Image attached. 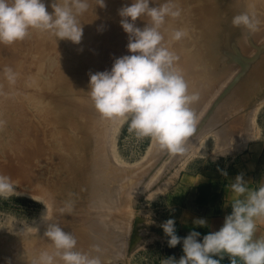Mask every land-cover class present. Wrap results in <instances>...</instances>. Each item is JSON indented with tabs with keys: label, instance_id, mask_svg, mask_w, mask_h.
Segmentation results:
<instances>
[{
	"label": "rangeland",
	"instance_id": "obj_1",
	"mask_svg": "<svg viewBox=\"0 0 264 264\" xmlns=\"http://www.w3.org/2000/svg\"><path fill=\"white\" fill-rule=\"evenodd\" d=\"M44 2L51 12L53 0ZM105 4L104 8H96L95 0H90L89 10L78 17L83 25L79 44L57 41L50 33L39 30H30L23 41L0 44V111L3 107H8V113L16 111L14 120L18 122L7 125L6 136L0 141V174L9 175L19 193L0 197V264H31L50 245L43 236L49 221L59 223L65 232H72L78 250L92 252L96 244L90 236H84L83 231L99 218H110L107 216L110 214L126 217L125 223L122 221L119 226L124 224L121 228H132L127 237L130 244L127 254L117 255L107 246L100 247L105 264H162L168 257L178 261L184 255L183 245L169 247L168 237L160 225L174 219L176 235L181 238L193 231L186 226L191 222L186 213L191 214L197 208L193 202H196L194 199L198 192L194 193V188L202 180L196 178L237 167L264 173V79L254 84L251 78L256 67L262 65L264 71V23L254 33L240 34L234 46H227L228 50L221 49V59L224 53L230 54H226L219 66L213 67L209 64L210 58L203 55L202 59L209 68L195 66L197 70H203L201 77L210 81L203 80L202 83L206 99L201 105L192 106L197 119L196 128L214 126L215 123L217 127L210 129L212 132L205 134L206 137H200V144L196 142L203 148L195 144L187 157L180 158V154L161 149L151 138L138 139L128 130L129 121L105 119L94 108L88 92L90 74L110 71L116 58L130 55L125 49L120 52L116 36L124 31L118 12L122 7L130 6L131 0H105ZM246 43L248 47L244 52L242 48ZM3 67L20 71H16L18 76L14 85H9L1 75ZM223 68H227V72L221 75ZM32 72L36 73L41 86L32 85ZM15 96L19 101H15ZM225 102L228 106L223 105ZM72 106L78 108L74 118L86 121L89 112L88 118L97 116L102 121L103 142H107L117 159L114 166L120 167L115 174L112 173L113 177L109 176L108 169L103 177L113 179L110 187L120 183L126 202L119 208L103 207L91 194L86 195L87 183H82L84 178H79V173L73 178V174L68 172L70 158L78 154L91 156L87 150L71 153V146L64 142L68 134L59 130ZM216 108H221V115L215 113L218 111ZM215 119L221 120L220 123L212 122ZM224 129L230 133V147L234 145V153L215 151L218 142L213 133L215 136L220 133L219 137L216 136L219 139ZM235 145H240L241 149L236 150L238 146ZM64 177L69 181L63 183ZM130 189L133 190L127 193ZM69 203L71 211L62 214L59 209ZM46 213V218H43ZM202 239L203 235L200 236Z\"/></svg>",
	"mask_w": 264,
	"mask_h": 264
},
{
	"label": "clouds",
	"instance_id": "obj_2",
	"mask_svg": "<svg viewBox=\"0 0 264 264\" xmlns=\"http://www.w3.org/2000/svg\"><path fill=\"white\" fill-rule=\"evenodd\" d=\"M95 3L96 8L106 7L105 0ZM150 3L155 4L154 0H131L130 6L119 10L120 25L129 35L130 55L116 58L110 71L91 73L88 92L101 117L129 121L128 130L138 139L151 138L163 150L184 154L189 138L196 131V114L191 105L200 96L198 92L189 93L187 81L175 67L179 56L165 44L168 18L181 17L183 10L176 0H164L157 7H150ZM51 8L49 12L44 0H0V44L23 41L30 30L50 33L57 41L79 44L83 25L78 17L89 10L90 0H53ZM142 17L148 21L141 29L136 21ZM262 23L251 10L232 19L234 27H242L249 33L258 31ZM187 35L182 28L169 32L171 41H181ZM3 76L9 85H14L18 73L5 67ZM3 123L0 120V125ZM16 188L9 175L0 174V197L19 195ZM230 188L235 196L231 213L225 216L218 231L204 235L202 241L201 233L195 230L184 238L178 237L174 219L160 225L168 237V246L175 248L182 243L184 253L178 261L168 257L162 264H221L225 256L230 264H237L238 260L243 264H264V239H254L256 220L264 218V185L250 189L240 174ZM71 208L69 203L59 211L63 214ZM46 216L47 213L43 218ZM193 224L207 227L203 218ZM46 225L43 236L50 245L31 264H104L99 245H93L95 255L80 251L72 232H65L59 223L49 221Z\"/></svg>",
	"mask_w": 264,
	"mask_h": 264
},
{
	"label": "bare ground",
	"instance_id": "obj_3",
	"mask_svg": "<svg viewBox=\"0 0 264 264\" xmlns=\"http://www.w3.org/2000/svg\"><path fill=\"white\" fill-rule=\"evenodd\" d=\"M159 1L162 3L164 2V0H154L155 4L150 3L151 5H153L151 7H157L160 4ZM176 2L178 4V6L180 8H182V10H183L182 15H181V17H179L177 19L168 18V20L165 24V29H166V31H165V44L171 50L175 51V53L179 56V61L177 62L175 67L183 74L185 80L187 81L189 92L190 93H192V92H198L199 93L200 99L198 102L191 105V107H192L195 105L197 106L198 104L201 105V102L204 99V93H203L204 85L202 83H204L203 80L205 81L206 79H203L201 77L203 74L202 73L203 70H201V69L197 70L195 68L196 65H201V66H203L204 69L209 68L207 66L208 63L202 59V55L207 57V58L208 57L210 58L209 64H211L213 67H215V65L220 64L221 62H224L223 59L226 57V54H228V53H224L225 55L221 59V56H219V55H221L220 50L221 49L228 50L227 46L231 47V45H233V43L236 42V40L238 39L240 34L245 35V36L250 34L247 30H245L242 27H234L232 24L233 17L235 15L239 14L240 12L245 11V10H251V11H254L256 13V15L258 16V18L262 21L264 19V0H176ZM138 21L140 23H139V25L138 24H136V25H138V27H140L142 29L146 25L148 18L142 17L141 19H137V22ZM176 28H182V29L186 30L188 33V35L184 39H182L181 41H178V42L177 41H171L169 38V32L172 29H176ZM116 38H118L117 41H118L119 46H120V49H119L120 52L123 51V49L128 50L127 44L129 41V35L127 33H125L124 31L123 32L121 31L120 34H118L116 36ZM244 42H246V41H244ZM233 46H232V48H233ZM246 47H248L247 43L245 44V47L242 48V51H244V49ZM234 49L235 48H233L232 50H234ZM233 56H235V52H234ZM248 58H250V57H248ZM16 65L18 66L17 61H16ZM261 66H259L260 68L259 67H256V69L254 68L255 70L253 71V74L251 76V78L253 79L252 81H254V84H255V82L259 83L261 80L264 79V71H263ZM19 67H20V65H19ZM1 69H2V67H1ZM3 69H4V67H3ZM17 70L18 69H16V71ZM222 70H223L222 73L220 71H216V72H220L221 75H223V73L227 72V68H223ZM18 72H20V71L18 70ZM229 73H228V75H229ZM210 74H211V71H210ZM1 75H3V74H1ZM19 75H20V73H19ZM216 75H217V73H216ZM31 77H32V85L33 86H35V87L41 86L35 72H32ZM216 77L218 78V76H216ZM224 77L226 78L225 75H224ZM217 78H216V80H217ZM213 80H215V79H213ZM65 82L67 84H69V82H67V81H65ZM206 82L210 83V81H207V80H206ZM206 82H205V85H206ZM211 82H213V81L211 80ZM214 82H217V81H214ZM211 85L209 84V86H211ZM230 99H233V98L230 97ZM15 101H19V97L15 96ZM226 101H228V100H226ZM205 102L206 101H204V103ZM227 103L229 104V102H227ZM223 105H227L226 102H225V104L223 103ZM223 105H221V106H223ZM224 107L225 106H223L222 108H224ZM7 108L8 107H3V109L0 111V120H2L4 122L2 125H0V141L2 139H4L6 136L7 125L9 124L11 126L13 123H18L16 120H14L17 118V117L15 118L14 114H16L17 112L13 110L14 112L8 113ZM77 109L78 108H76L75 106L71 107L69 114H68V117H66L65 120L62 123H60L61 126H59V130L61 132H65L68 134V136L65 137L64 142L66 144H68L69 147L71 146L69 148V151L71 153H73L74 151H79V152L89 151V154L91 156L85 157L82 154H80V155L78 154L77 156L70 158V162L68 164V167L70 166V169L68 172H71L73 174V178L77 177V175H76L77 173H79L78 174L79 178H84L82 180V183H87L86 195L91 194V196L93 198L95 197L94 199L100 201V203H101V205H103V207H113L115 209L117 207L119 208L124 203V201L126 202L123 194H121L120 183L117 184V182H116L117 185L114 183L115 185L113 187H110L109 185L113 184L112 183L113 179L111 180V177H109L110 179L108 180V179L103 177V175L106 174V173H104L105 170L108 169L110 171L109 176H112V173L114 172L113 174H115V170H119L118 168H120V167H116V166H119L117 164L114 166L113 163H115L117 161V159H116L114 153L112 152V149L108 147L107 142L105 144L103 142L102 137H104V134L102 133V131H100V130H102V127H101V125H103L102 121L97 116L88 118L89 112H87V119H85L86 121H84V120L80 121L77 118H74L77 115V112H78ZM216 109H218V111H216L215 113L221 115V113H219V110H221V108L220 109L216 108ZM51 110H52V108H51ZM203 110H204V108H203ZM52 112L55 113L56 111L52 110ZM201 117H202V115H201ZM213 117H211V118L214 119ZM215 117H216V115H215ZM222 120H225V119H222ZM215 121H217V120L215 119L212 122H215ZM220 121L218 120L217 122L220 123ZM52 122L54 123L55 120H53ZM196 124H197V122H196ZM211 124H213V123H211ZM209 125H210V123H209ZM215 125L217 127V123H215ZM214 126H206L205 128H198V129L196 128L197 130L195 131L193 136L191 138H189V140L190 139L191 140H190V145L187 147L186 153L180 154L181 155L180 158L181 157H187L188 154H190L189 152L192 151L191 149L195 148L194 145L196 144V142H198L199 138L200 137H202V138L206 137L205 134H207L209 131L212 132L210 129L213 130ZM220 126H221V124H220ZM217 134H218V132H217ZM219 134L216 136L219 137ZM213 136L216 138V140L218 142V147H216L218 149H216L215 151L220 150L219 151L220 154H227L230 152L231 153L235 152L232 149V146L234 147V145H231V147H230L231 136H230V133L228 132L227 129L223 130L219 139H217V137L214 135V133H213ZM202 138H200V139H202ZM244 138H246V137H244ZM251 138H252V136H251ZM248 139H249V137H248ZM198 144H200V143L198 142ZM202 146L199 145L198 147L203 148ZM237 146L235 145V147H237L236 150H240L241 146L240 145H237ZM197 149H196V151L199 150V149L198 150ZM196 151H194V152H196ZM218 151H217V153H219ZM175 161H176V158H175ZM169 165H170V163H169ZM73 166H75L74 170H72ZM65 181H69V178L64 177L62 179V182L64 183ZM163 187L165 188L166 186L163 185ZM162 188L160 187L161 191H163ZM99 190H103V191L106 190V192H104V193L99 192L98 193ZM132 190L133 189L128 190L127 193L131 192ZM161 191L159 193H161ZM96 193H97V195H96ZM107 216H110V218H103L102 217V218H99V220H97L95 223H92L91 225H89V227L83 231V235L84 236H90L91 237L90 240L93 243H95L96 245H99V247H101V246H103V247L107 246L106 248L109 247L110 251L112 250V252H114L117 255H119V253L120 254H127V251L130 247V244L128 242V238H129L128 235L131 232V230H130L131 226L129 227L127 225L128 227L127 228L124 227V229L121 228L124 224H122L121 227L119 226V224H121L122 221L125 223V220H126V217L121 218L120 214H110ZM127 223H128V219H127Z\"/></svg>",
	"mask_w": 264,
	"mask_h": 264
},
{
	"label": "crops",
	"instance_id": "obj_4",
	"mask_svg": "<svg viewBox=\"0 0 264 264\" xmlns=\"http://www.w3.org/2000/svg\"><path fill=\"white\" fill-rule=\"evenodd\" d=\"M225 172L227 176L223 175ZM240 174H243L244 180L248 182L250 189H257L264 185V173H255V170H250L248 167H242V169L237 167L235 170L231 169L224 172H212L203 175L204 177L196 178L202 180L196 186L197 188H194V193L198 192V196L194 199L196 202H193L197 208L195 207L196 211L193 210L191 214L190 212L186 213L191 221L186 226L200 232L203 236L209 232L218 231L223 226L225 216L231 213L230 205L235 196L230 185L235 177ZM199 218L207 221V227L194 226L193 221ZM256 224L257 230L254 239H264V218H258ZM221 264H230L229 258L225 256ZM237 264H243V261L238 260Z\"/></svg>",
	"mask_w": 264,
	"mask_h": 264
}]
</instances>
